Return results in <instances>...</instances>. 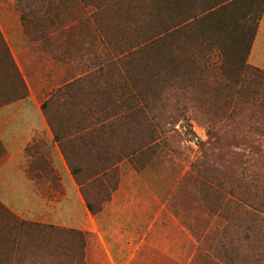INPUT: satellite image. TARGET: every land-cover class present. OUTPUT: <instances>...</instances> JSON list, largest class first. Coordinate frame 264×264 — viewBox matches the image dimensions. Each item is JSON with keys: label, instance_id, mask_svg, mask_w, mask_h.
I'll return each instance as SVG.
<instances>
[{"label": "rangeland", "instance_id": "obj_1", "mask_svg": "<svg viewBox=\"0 0 264 264\" xmlns=\"http://www.w3.org/2000/svg\"><path fill=\"white\" fill-rule=\"evenodd\" d=\"M18 1L41 12L24 26L41 48L62 59L67 41L75 79L68 113L90 119L88 146L82 151L78 141L73 154L76 176L83 185L118 169L107 179L113 191L91 195H111L105 210L118 212V230L123 225L133 243L102 246L81 233V246L80 235L44 228L24 246H0V264H203L226 227L233 264H264V72L243 67L264 0L0 4L13 13L8 5ZM16 75L0 43V105L23 94ZM156 136L159 148L133 164L128 156ZM106 231L113 237L116 229Z\"/></svg>", "mask_w": 264, "mask_h": 264}, {"label": "crops", "instance_id": "obj_2", "mask_svg": "<svg viewBox=\"0 0 264 264\" xmlns=\"http://www.w3.org/2000/svg\"><path fill=\"white\" fill-rule=\"evenodd\" d=\"M12 5L8 7L13 13H7V5L0 4V30L28 94L0 105V246H24L26 237H38L44 228L97 235L102 246L132 245L123 225L118 230V212L108 214L105 205L100 214L91 213L82 193L86 183L80 185L76 176L80 169L73 154L78 141L82 151L88 146L90 119L68 113H74L75 79L69 78L73 66L68 69L64 58L67 41L62 52L58 48L62 59L53 56L49 46L42 49ZM248 64L264 72V9ZM84 98L83 93L79 99ZM57 106L67 112L54 115ZM117 195L118 190L114 198ZM109 215L114 221H106ZM112 224L113 237L106 233Z\"/></svg>", "mask_w": 264, "mask_h": 264}, {"label": "trees", "instance_id": "obj_3", "mask_svg": "<svg viewBox=\"0 0 264 264\" xmlns=\"http://www.w3.org/2000/svg\"><path fill=\"white\" fill-rule=\"evenodd\" d=\"M47 1L48 0H39V2H40V4H41V6L40 7H43V5H45L46 3H47ZM51 1H53V0H51ZM237 1H239V0H235L233 3H231L232 5L233 4H235ZM21 3H23V2H20V1H18V2H16V7L19 9V10H21L22 11V22H23V24H24V26H26L27 24H28V22L29 21H31V19H35V18H37V17H40L39 16V14L41 13V12H33L34 10H31L30 8H28L27 6H26V4H24V5H22ZM230 4V5H231ZM226 7V6H225ZM253 7H254V5H253ZM263 9H264V2L261 4V6H260V8H259V12H258V18H257V23H256V28H255V31H254V33H253V35H252V37H251V40H250V42H249V44H248V47H247V50H246V56H245V58H243L244 59V64H243V67H246V68H251V66H247V61H248V56H249V53H250V49H251V46H252V43H253V40H254V37H255V35H256V31H257V28H258V20L260 19V17H261V14H262V12H263ZM27 10H29V12L27 13ZM31 10V11H30ZM41 10H42V8H41ZM222 11H223V9H221ZM37 11H38V8H37ZM227 11V10H226ZM32 13H33V15H32ZM30 17V18H29ZM233 22L236 24V23H238V19H234L233 20ZM0 43L2 44V46L5 48H7V50H8V55L10 56V60H11V62H12V66H14V70H15V72H16V76L19 78V80L20 79H22V77H21V75H20V73H19V71H18V68H17V66H16V64H15V62H14V60H13V58H12V55H11V53H10V51H9V48H8V46H7V44H6V42H5V40H4V38H3V35H2V32L0 31ZM255 69V68H254ZM263 73V72H262ZM264 74V73H263ZM23 80V79H22ZM23 82V81H22ZM24 84V83H23ZM18 91V90H17ZM17 91H14V94H15V97L14 96H12V98H16V97H22L23 96V94L24 95H27L28 94V90H27V88L25 87V91L23 92V94H21V95H19L18 93H17ZM16 92V93H15ZM11 98V99H12ZM10 100V99H9ZM142 109V108H141ZM140 109V110H141ZM98 125H100L99 126V128H101V127H103L104 125H105V123L104 122H98L97 124H96V126H98ZM98 128V129H99ZM158 128H159V125L156 123L155 125H154V130H158ZM96 130V129H95ZM157 138H158V136H156L155 138H154V140H151V141H149L147 144H145V145H143V146H140V147H137L135 150H133V152L128 156V157H130L129 159L133 162V164H135L134 163V158L136 157L135 155H140V154H142V153H146V152H150L151 150L152 151H155V150H157L158 148H159V146L157 145V144H155L154 142H156L157 141ZM75 172H76V174L78 173V171L77 170H75ZM118 172V169L117 168H114V167H112L111 169H108V170H104V171H99V172H97V173H95V174H92L90 177H89V183H87V184H85V185H83L82 186V193H83V195H84V198H85V200H86V203H87V205H88V208H89V210L91 211V213L93 214V215H98V214H100L102 211H103V209H104V204L108 201L109 202V200L111 199L110 198V194L109 193H107V198L105 199V200H101V199H99V198H97V197H95V196H92L91 194H92V191H104V187H106L107 186V188H109V184H108V182H107V179L109 178V176L111 175V174H116ZM85 182H86V180H85ZM84 182V183H85ZM207 182V180H203V183L205 184ZM203 184V185H204ZM211 184V183H210ZM209 184V185H210ZM213 184V185H212ZM209 187L211 188V189H213L214 187H215V183H212ZM216 184H218V183H216ZM219 185V184H218ZM217 185V186H218ZM116 186V185H115ZM115 186H113V187H111V188H109V189H111V191H113V188L115 187ZM220 186V185H219ZM221 187V186H220ZM110 191V190H109ZM110 191V192H111ZM105 201V202H104ZM228 203V202H227ZM261 221H263V219L261 218ZM229 229H231V228H229V227H226L225 228V230L223 231V233L220 235V240L218 241V243H217V245H216V247L213 249V251H212V253L211 254H209V255H207V257H206V259H205V261L203 262V264H233L232 263V261L230 260V258L228 257V255L226 254V252H225V250H226V246H229V241H228V237H229ZM70 233H74V234H77V235H80L81 237H80V243H81V246H86V240L84 239V235H82L81 233H79V232H70ZM256 256V255H255ZM83 260H84V258H82ZM85 264V263H84Z\"/></svg>", "mask_w": 264, "mask_h": 264}]
</instances>
